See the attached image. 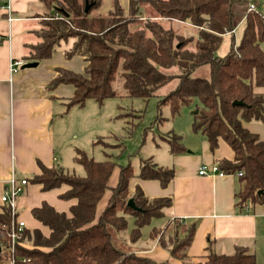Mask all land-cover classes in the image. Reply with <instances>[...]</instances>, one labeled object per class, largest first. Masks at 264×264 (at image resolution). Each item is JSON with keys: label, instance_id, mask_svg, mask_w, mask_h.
<instances>
[{"label": "trees", "instance_id": "1", "mask_svg": "<svg viewBox=\"0 0 264 264\" xmlns=\"http://www.w3.org/2000/svg\"><path fill=\"white\" fill-rule=\"evenodd\" d=\"M40 1L46 9L42 15L45 18L35 30L36 42H24L22 57L26 61L50 58L62 41L72 40L63 55L67 58L83 56L84 71L57 68L56 76L48 83L50 89L57 84L74 86L72 95L65 99L66 109L81 107L87 99L102 104L105 99L116 96L112 81L118 71H121L123 96L158 97L156 122L161 119V105L168 106L173 118L182 107L197 99L199 105L195 106L190 123L192 132L203 135L211 149L217 136L233 149V160L225 161L218 168L237 176L236 205L243 208L248 203H264V138L246 126L250 121L264 123V15L256 0V9L249 11L247 6L242 15L238 40L232 34L223 55L218 49L224 36L233 33L236 26L232 20L233 0H128L126 7H122L119 0H112L107 15L94 13L103 0ZM5 3L6 0H0V8ZM86 3L89 4L87 12ZM143 13L146 15L142 19ZM162 20L196 27L194 49L185 47L191 38L183 39L169 25L165 27ZM178 61L186 62L177 75L178 83L169 92L160 94V89L172 78L163 70ZM202 65L208 66V76H193L192 72ZM234 101L241 103L234 104ZM129 114L132 112L125 116ZM127 128V133L131 134L133 126ZM104 137L98 136L92 144ZM163 139L168 143L170 154L186 150L181 136L173 130ZM73 159L82 166L84 176L68 172L59 165L40 164L39 173L30 178L41 190L66 185L59 198L75 199L68 214L45 201L30 209L32 217L48 227V235L38 228H23L10 250L9 232L17 214L1 206L0 261L12 264H174L137 253L141 228L161 217L163 209L173 201L166 196L149 197L139 184L131 188L130 183L133 178L148 179L166 187L175 171L147 157L134 172L130 163L117 165L111 159L97 161L79 148H75ZM117 166L116 183L108 187ZM108 189L111 194L107 204L97 214L98 202ZM129 198L137 208L128 204ZM130 218L133 224L128 229ZM170 222L175 224L167 241L162 237V230L169 222L152 227L148 239L166 248L174 260L183 264H256L255 254L248 247L235 244L231 253H217L211 239L206 243L203 260L193 261L187 249L195 223L181 230L182 219L174 218Z\"/></svg>", "mask_w": 264, "mask_h": 264}, {"label": "crops", "instance_id": "2", "mask_svg": "<svg viewBox=\"0 0 264 264\" xmlns=\"http://www.w3.org/2000/svg\"><path fill=\"white\" fill-rule=\"evenodd\" d=\"M110 2L106 0L103 9H108ZM119 2L122 7H126L128 0ZM44 10L40 0H6L0 8V197L9 188L12 176L18 181L26 178L27 183L16 201V219L25 223L23 228H38L48 235L46 225L33 217L37 223L31 220L30 209L45 201L54 209L68 214L75 199L59 198V194L66 190V185L41 190L40 185L32 183L30 178L39 173L40 164L63 167L61 164L66 161L65 153L70 148L65 150L67 143L80 137V141L83 138L92 140L97 133V122L88 119L86 101L84 106L76 110V106L66 109L65 99L72 95L73 85L57 84L51 89L48 85L56 76L57 68L83 72L86 64L83 56L67 58L63 55L66 48L55 49L50 58L38 61L36 67L21 68V64L27 62L22 57L24 42L35 43L38 39L35 33L41 27L38 14ZM244 12L245 9L242 15ZM13 60L19 64L11 71L10 63ZM89 106L92 107V104ZM246 126L264 138V123L250 121L246 122ZM194 134L198 138L195 142L184 144V152L167 153L168 157H164L162 162L156 161L175 171L166 187L160 186L155 180H131V188L137 183L149 197L166 196L173 201L171 206L163 209L161 217L152 219L150 225L141 228L142 235L137 242L140 250L137 253L155 261L170 260L174 264H183L172 259L167 249L159 246L156 240L148 239L152 227H160L174 218H180L183 225L195 223V232L187 249L191 260H203L206 243L211 239L217 253H231L235 244H240L254 252L256 264H264V203H248L239 208L235 196L239 184L235 174H212L207 169L206 173L200 175L198 169L202 164L208 168L220 166L225 161H232L234 154L221 136L216 137L211 149L203 135ZM75 148L71 149L74 154ZM82 148L79 149L84 150ZM115 176L117 180V169L109 178L108 187L116 183ZM110 194L111 190H106L99 200L97 214L107 204ZM1 206L0 203V209ZM39 224L44 228H40ZM132 224V218L128 219V229Z\"/></svg>", "mask_w": 264, "mask_h": 264}, {"label": "rangeland", "instance_id": "3", "mask_svg": "<svg viewBox=\"0 0 264 264\" xmlns=\"http://www.w3.org/2000/svg\"><path fill=\"white\" fill-rule=\"evenodd\" d=\"M105 1L106 0L102 1V5L99 9H94V13L99 12L100 14L107 15L109 9H103ZM256 1L259 10L264 15V0ZM250 2L257 6L254 0L232 1V20L235 24L240 20L244 9L247 8V3ZM110 3L112 4V0ZM111 4L108 6V8L111 6ZM45 13L46 11L38 14L40 17V25L42 19L45 18L42 15H45ZM145 15L146 14L144 13L142 14V19L145 17ZM162 22L165 27L169 25L183 39L191 38L187 41L185 47L190 50L194 49V41L195 38H197L196 27L185 25L184 23L180 22H170L165 20H162ZM241 22L242 20L236 25L233 33L228 32V34L224 36L223 43L218 49V53L220 55H223L227 51L226 49L228 48L229 42L231 41L233 35H235V39L238 40L242 29ZM71 42V39L62 42L56 48V50L58 51L68 48L71 45ZM185 64L186 62L178 61L176 64L170 66V68L163 70L166 74L172 75V78L170 83L160 89V94L169 92L176 86L178 83L177 75L180 73L181 68L185 67ZM208 72V66L202 65L193 71L192 75L197 77H207ZM112 83L113 88L117 93L116 96L105 99L102 104H98L93 99H89L86 100L85 105V111L87 114H89L88 119H92L93 121L97 122V127L95 128L97 133L94 137H92V140L94 141L96 138H98V136L105 135V137L102 138L104 144L102 141H99L97 144H92L91 142L93 141L87 140L86 138H83V140L80 141L81 137L78 139H71L70 143H67L68 145L65 148L66 150L68 147H70L68 153H65L66 161H64V164H61L66 169V171L84 176V170L82 166L72 158V154H74V152L71 151V149L74 150L75 147H83L82 149H84L89 156L97 161L111 159L112 161L114 160L117 165H126L130 163L134 172H136L139 168L141 160L147 157H152L155 162H162L164 157L167 156V153H169V147L167 141H165L163 138L167 136L169 131L173 130V132L179 134L183 144H187L188 141L195 142L196 138H198V136L191 131L190 126L194 108L196 105H199L197 99H195L192 104L182 107L180 110L181 112L173 118L170 117L168 106L164 104L161 105L159 110L161 112V119L157 120L156 122V104L158 102V97H150L146 99L143 97L137 98L129 97L127 95L123 96L124 90L121 71L117 72ZM84 104L82 106H84ZM90 104H92V107L89 106ZM77 107L78 106H76L74 109H78ZM127 112H132V114L125 116ZM130 125L133 126V131L131 134H128L127 127ZM188 148L191 147L188 146ZM115 169H118V166ZM114 178L116 180V176ZM29 217L31 220L37 223V221L32 218L31 214ZM174 224L175 222H169L168 226L162 230L164 231L162 237L166 241L173 233L172 229ZM186 226L187 225L182 224L179 226V228L183 230L186 228ZM39 227L42 229L44 228L42 224H39ZM0 263L11 264V262L2 261H0Z\"/></svg>", "mask_w": 264, "mask_h": 264}, {"label": "built area", "instance_id": "4", "mask_svg": "<svg viewBox=\"0 0 264 264\" xmlns=\"http://www.w3.org/2000/svg\"><path fill=\"white\" fill-rule=\"evenodd\" d=\"M256 9V6L250 2L248 3V10H254ZM0 43H1V38H0ZM19 64L18 61H11L10 63V69L11 71L15 70V67ZM218 165H213L212 167L208 168L206 165L202 164L199 167V174L203 175L204 173H206L209 169L210 172L212 174L216 173V174H227L225 172H223L222 170H220L218 168ZM241 174V173H239ZM27 183L26 178L21 179L20 181H18L15 177H11L10 179V186L9 188L6 190V192H4L1 197H0V203L4 206H6L7 208L10 209V212L12 214L16 213V209H17V205H16V201H17V197L18 195L23 191L22 187ZM25 223L22 220H17L15 222H12V227L11 230L9 232V236H10V250H12V247L15 243V241L20 237L19 233L22 231L23 227H24ZM12 264V263H11Z\"/></svg>", "mask_w": 264, "mask_h": 264}, {"label": "water", "instance_id": "5", "mask_svg": "<svg viewBox=\"0 0 264 264\" xmlns=\"http://www.w3.org/2000/svg\"><path fill=\"white\" fill-rule=\"evenodd\" d=\"M88 7H89V4L86 3L85 7H84V10L85 12H87L88 10ZM38 64V61H27V62H24L21 64V68H31V67H36V65ZM234 104H240L241 102L240 101H234L233 102ZM128 204H130L132 207L134 208H137L134 204V202H132V199L129 198L128 200ZM1 245H0V252H1Z\"/></svg>", "mask_w": 264, "mask_h": 264}]
</instances>
